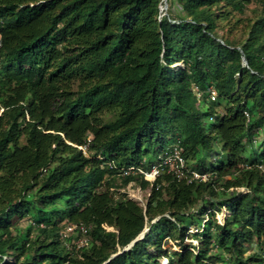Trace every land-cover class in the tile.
<instances>
[{
    "label": "trees",
    "instance_id": "obj_1",
    "mask_svg": "<svg viewBox=\"0 0 264 264\" xmlns=\"http://www.w3.org/2000/svg\"><path fill=\"white\" fill-rule=\"evenodd\" d=\"M0 35V264H264V0H0Z\"/></svg>",
    "mask_w": 264,
    "mask_h": 264
},
{
    "label": "built area",
    "instance_id": "obj_2",
    "mask_svg": "<svg viewBox=\"0 0 264 264\" xmlns=\"http://www.w3.org/2000/svg\"><path fill=\"white\" fill-rule=\"evenodd\" d=\"M168 11V6L165 4L164 6H161V16L159 19H162L164 15L167 14ZM2 48V41H1V35H0V52ZM1 62V59H0ZM210 97L214 101L216 100V91L214 89L210 90ZM83 150L86 153V148H83ZM165 164L170 165L172 170L176 172L179 176H184V168L186 167V161L180 152L178 148H176L166 159H165ZM134 170V168H131V170L125 171L126 174L129 173L130 171ZM141 173L145 175V178L149 181H155L158 174H159V167L156 166L150 173H145L142 170H139ZM192 179L194 180H207L208 176L207 175H201L199 173L193 172ZM92 227L85 225V224H69L67 225L64 230L61 232V238L64 240V242L69 246L70 239H74V237H79V239L75 242V245L77 246V249L83 248L84 246L88 245L90 239H89V234L91 231ZM107 230H112L110 228H107ZM167 262L168 260L165 259Z\"/></svg>",
    "mask_w": 264,
    "mask_h": 264
},
{
    "label": "rangeland",
    "instance_id": "obj_3",
    "mask_svg": "<svg viewBox=\"0 0 264 264\" xmlns=\"http://www.w3.org/2000/svg\"><path fill=\"white\" fill-rule=\"evenodd\" d=\"M260 12H261V9L257 5H251V6H249L246 15H244L243 18H247V17L253 18L257 15V13H260ZM238 17H240V16H238ZM235 20H237V18H235ZM241 26H242V24L239 25L240 29L233 31L232 33L229 32V28L227 26H224L219 30V36L222 38H228L229 40H231L233 42H238L240 39L243 38V35H244V30L242 29ZM244 64H246V63H244ZM179 66H181V64L174 65L173 68H177ZM0 111H2L1 108H0ZM117 184H118V187H120L121 178H117ZM119 190L122 193H127V195L131 199H134L135 201L139 202L142 206H145V204L147 203L148 198L150 196V188L144 190L140 187L139 184L134 183V182L129 184L127 187H121ZM230 192L231 193H233V192H246V190L245 189H231ZM227 215H228V212L226 211L225 208H223L222 211L220 213H218V215H217L219 222H223ZM143 236H144V234H142L139 239H141ZM171 244L173 245L174 243H171ZM69 246H71L70 243H69ZM174 250H179V249L177 247H174ZM161 262H162V264H168V262L165 259H162Z\"/></svg>",
    "mask_w": 264,
    "mask_h": 264
},
{
    "label": "water",
    "instance_id": "obj_4",
    "mask_svg": "<svg viewBox=\"0 0 264 264\" xmlns=\"http://www.w3.org/2000/svg\"><path fill=\"white\" fill-rule=\"evenodd\" d=\"M140 238V237H139ZM139 238L137 240H139ZM135 243V241L129 246V248H131V246H133Z\"/></svg>",
    "mask_w": 264,
    "mask_h": 264
}]
</instances>
